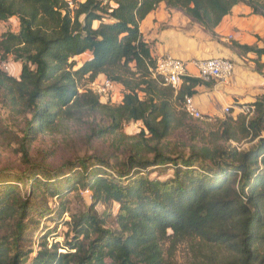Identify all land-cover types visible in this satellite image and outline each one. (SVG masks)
<instances>
[{
	"label": "trees",
	"instance_id": "obj_1",
	"mask_svg": "<svg viewBox=\"0 0 264 264\" xmlns=\"http://www.w3.org/2000/svg\"><path fill=\"white\" fill-rule=\"evenodd\" d=\"M160 2L211 35L239 4L264 19V0H0V24H18L16 32L0 33V60L11 57L20 66L18 78L0 68V108L11 120H24L15 143L25 165L31 141L59 124L94 119L87 121L88 143L142 124L128 138V149H115L111 159L117 163L90 155L71 164L78 168H70L73 173L55 175L56 182L64 177L68 183L79 176L91 193V205L66 223L64 246L48 245L43 235L33 252L28 231L38 218L68 212L63 205L48 207L47 199L37 203L35 191L47 187L50 198H59L70 190L50 187L54 178L47 175L33 179L27 196L13 182L0 184V264H176L162 254L168 238L201 242L207 254L192 264H264V96L252 104L251 117L226 119L216 132L177 119L173 95L182 106L203 82L184 78L175 91L152 78L156 60L139 25ZM93 22H99L96 29ZM229 47L240 56L264 58V46ZM85 53L89 58L78 62ZM86 77L120 86V104L101 105L90 91L79 93L77 81ZM98 115L103 121L96 122ZM174 129L189 135L170 145ZM238 135L251 145L233 147ZM161 166L171 175L147 176V169ZM113 204L115 216L95 209Z\"/></svg>",
	"mask_w": 264,
	"mask_h": 264
},
{
	"label": "rangeland",
	"instance_id": "obj_2",
	"mask_svg": "<svg viewBox=\"0 0 264 264\" xmlns=\"http://www.w3.org/2000/svg\"><path fill=\"white\" fill-rule=\"evenodd\" d=\"M173 22V28L177 30V32L192 39V41H190L192 47L204 48L206 53L213 52L217 49L220 55L219 57L226 59L224 58V56H226L225 47H223V44L226 42L222 40L221 36H217L216 34L209 35L196 24H192L191 22L186 24L181 17H177ZM17 29L18 24L14 19L0 24V33L7 30L16 32ZM257 40L259 41L260 39L257 37ZM229 61L235 65L238 64L230 59ZM3 64L9 68L7 75L18 78L20 73L19 64L12 61L11 57L8 60H0L1 69ZM258 65H260L258 62L254 63L250 60H247L246 62L243 61L242 68L246 69V71H240L243 74V78L247 76V73H253L252 76H249L250 78L246 82V89L249 90V92L247 93L248 95L244 97L255 99L254 102L257 98L264 96V82H261L260 79H258V76L264 79V68L259 69ZM189 69L191 68L189 67ZM101 81L102 79H98L95 86H93L94 81L92 82L86 77L77 81V90L79 93L90 91L93 95L98 97L101 105H119V93H117V90H115L116 93L114 92L111 98L109 97L106 99L100 98L95 91L93 92V89L100 85ZM229 81L230 80L227 82L210 81L209 84L228 83ZM159 84L160 86L165 87L161 85L160 81ZM174 98L175 94L172 99V104L176 111L175 117L177 119H184L185 123L200 126L205 133L216 132L219 128L220 122H223L226 119H233L234 121V119L240 115L235 109L232 110L229 115H226L223 113L224 105H220V108L214 115L208 116L201 114V119H192L184 112L181 104L174 101ZM254 102L250 100L249 103L253 104ZM93 120L94 119L88 117V124ZM87 121L86 118H84L82 121L59 124L55 127L53 132L46 131L41 135H38L33 141H31L30 165L27 166L22 162L20 155L17 153V145L15 143L17 137L20 135V131L24 127V120L20 117L11 120L8 118L5 111L0 108V184L13 182L19 186L22 195L27 196L33 191V179L36 178L39 181L43 179L45 180V175H47L50 176V178H54L51 180L53 183L50 184V187H54L57 191H63L66 189L70 190L59 198H50L51 190L47 189V187H42L38 191H35L37 195V203L43 202L44 199H47V205L51 201L48 207L53 208L63 205L64 208L68 209V212L61 216V218L58 217V214H53L52 216L47 215L45 218L34 220L28 231V236L32 241L31 248L33 252L37 250V245L43 235H46L48 245L51 246L58 243L59 245L64 246L67 240L66 234L68 231L66 223L70 221L71 214L80 213L91 205V193L87 188L82 187V179L79 176L74 178L72 183L62 180L64 177H61V180L56 182L57 174L63 175L65 173H73L75 170H78V168L71 166V164H76L80 158L90 155L104 156V159H108V162L110 161L113 164L117 163L120 160L115 158L111 159V157L117 153L115 149H118L117 151L119 153L128 149L130 145L128 138L136 136L142 129L141 123H131L126 127H123L116 136L88 143L85 137L88 132ZM101 121H103L102 116H96V122ZM188 135L186 129H174L167 143L170 145H176L180 143V141L184 142ZM238 138L240 139L238 142H231L233 147L241 150L246 149L251 145L249 139H244L240 135H238ZM112 143L114 144L113 148L111 146ZM70 168H74L75 170H70ZM106 173L112 174V171L106 169ZM171 173L170 167L167 166L151 167L146 171L147 176L151 179L159 177L161 180L170 176ZM95 209L99 214L104 213L105 210L108 209L107 214L111 213L112 216H115L118 212V205L113 204L109 208L97 205ZM161 250L163 257L166 260H170L176 264H192L194 261L202 258V255L207 254V251L198 239L176 241L173 238H168L161 242ZM60 252H64V250L61 249ZM217 254H220V252L216 253V255ZM33 256L34 254L31 255V257Z\"/></svg>",
	"mask_w": 264,
	"mask_h": 264
},
{
	"label": "crops",
	"instance_id": "obj_3",
	"mask_svg": "<svg viewBox=\"0 0 264 264\" xmlns=\"http://www.w3.org/2000/svg\"><path fill=\"white\" fill-rule=\"evenodd\" d=\"M64 1L70 3L72 0ZM78 1L82 3L85 0ZM177 17H181L186 24L190 22L181 12L168 9L164 2H160L156 9L140 23V33L143 40L148 44L151 57L154 60L157 61L168 55L187 64L192 60L222 58L219 57L220 55L217 49L213 52L206 53L204 48L192 47L190 43L192 39L180 34L173 28V21H175ZM98 26L99 22H93L92 27L94 29ZM214 34L221 36L222 40L226 42L223 44L226 52L224 58H229L238 64H234V73L228 83L209 84L210 82H203L193 88L194 95L192 98L196 108L202 115L208 116L214 115L220 108V105H224V107L229 105L241 106L251 104L249 103L250 100L254 102L255 99L244 97L247 96L249 92V90L246 89V82L253 73L249 72V74L247 73V76L243 78V74L240 71H246V69L242 68L243 61L246 62L250 60L254 63L257 61L259 64H263L264 58L258 59L252 53L240 56L229 46L232 42H236L239 45H257L258 47H263L264 19L260 16L253 15L249 7L239 4L234 6L231 13L222 19L219 26L214 30ZM257 37L260 39L259 41ZM89 55V53H85L77 57L76 60L83 62L89 58ZM258 79L264 82L262 77L260 78L258 76ZM116 90L117 93H119L118 99L120 103L122 99V88L117 85Z\"/></svg>",
	"mask_w": 264,
	"mask_h": 264
},
{
	"label": "built area",
	"instance_id": "obj_4",
	"mask_svg": "<svg viewBox=\"0 0 264 264\" xmlns=\"http://www.w3.org/2000/svg\"><path fill=\"white\" fill-rule=\"evenodd\" d=\"M189 67L191 69H189ZM234 67L231 61L222 58L192 60L185 64L178 59L166 55L156 61L155 68L150 70V72L152 78L160 81L161 85L171 87L173 90L177 91L179 87H181L184 78L199 79L203 82H227L233 76ZM2 70L8 73L9 68L3 64ZM97 81L98 80L94 81L93 86H95ZM116 86L117 85L113 82L103 79L100 85L93 89V92L95 91L100 98H111L116 90ZM182 107L184 112L192 119L198 120L202 118L192 96L184 98ZM234 109L237 110L239 114L247 117H251L254 114V107L252 104L225 106L223 113L229 115Z\"/></svg>",
	"mask_w": 264,
	"mask_h": 264
}]
</instances>
